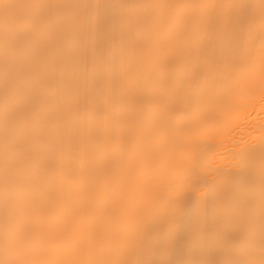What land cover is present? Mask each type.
<instances>
[{"label": "bare ground", "instance_id": "bare-ground-1", "mask_svg": "<svg viewBox=\"0 0 264 264\" xmlns=\"http://www.w3.org/2000/svg\"><path fill=\"white\" fill-rule=\"evenodd\" d=\"M0 264H264V0H0Z\"/></svg>", "mask_w": 264, "mask_h": 264}]
</instances>
